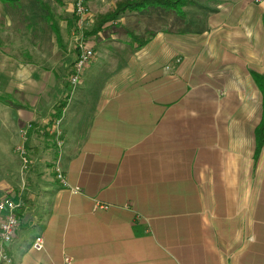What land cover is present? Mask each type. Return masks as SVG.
<instances>
[{"label": "crops", "instance_id": "crops-1", "mask_svg": "<svg viewBox=\"0 0 264 264\" xmlns=\"http://www.w3.org/2000/svg\"><path fill=\"white\" fill-rule=\"evenodd\" d=\"M56 1L0 2V104L21 115L20 134L54 114L69 89L75 60L55 48ZM87 1L98 14L117 0ZM204 4L208 29L192 35L189 50L180 32L160 34L159 83L145 48L99 52L110 58L99 76L96 52L84 71L93 118L83 143L57 163L77 193L48 174V144L29 148L24 180L0 178V201L19 205L8 246L15 264H264V146L254 161L264 99L251 74L264 75V0ZM19 132L11 156L25 139Z\"/></svg>", "mask_w": 264, "mask_h": 264}, {"label": "rangeland", "instance_id": "rangeland-1", "mask_svg": "<svg viewBox=\"0 0 264 264\" xmlns=\"http://www.w3.org/2000/svg\"><path fill=\"white\" fill-rule=\"evenodd\" d=\"M70 1L72 5V0H57L56 3L53 4V6H50L54 7V9L50 8V12L54 20L53 28L55 27L60 38L58 40V44L56 42L55 48L60 49L61 47L65 49L66 53L70 55V59L73 62V60L76 61L79 51L76 40L78 38L84 39L85 42H87L91 49L94 51V57L86 66V68L94 61L95 54L98 51L97 70H101L98 73L99 76V74L102 72L103 67H106L104 66V61L110 59L109 56L105 57L103 53H105L106 51L117 49L129 50L134 48L131 34L136 37L145 39L148 33H154L155 37L151 39V41L143 48H145V51L150 54L149 57L152 76H159L158 79H156V82L159 83L160 76H163L160 71L163 68L162 66H164L163 64H161V60L164 61L166 59L163 58L164 56H159V54L165 53L161 52L162 44L159 42V40L162 39V37L160 36V34L167 32L169 35L174 34V32H180L182 35V43L180 44V47L182 48V50H189L191 48L190 43L192 35H197V33L199 34L205 32L208 29L204 18V15H206L207 12L204 10V7L206 5L204 3L207 1L213 2L215 0H192L194 1L193 5L184 7V12L186 15L185 19L182 22H179L177 19V22H175V13H166L161 9H150L141 12H126V14L120 18H123L122 20H115L117 22L116 24H113V22L115 21L105 23L102 27V30L97 34H90V31L92 30V27L96 22V18L108 11H113L115 7L113 10H105L103 12H99L98 14L91 10V18L89 24L83 26V28L81 27V29L76 23L77 19L74 17L73 13L71 12L72 14H70V11H68L70 10ZM30 12L35 13V7L33 9H30ZM38 12L41 13L40 11ZM62 18H65L64 24H62ZM159 36L160 39L158 40ZM169 39L170 38L168 36L167 50H170L169 48H172V45H174V41L172 40L173 38L171 39V42H168ZM94 48H96V50ZM143 48L137 49L141 50ZM146 59L147 56H145V60ZM117 60L119 63V59ZM181 60L184 59L178 58L177 63L181 62ZM74 64L75 62L73 63V66ZM168 70H170V68H168ZM84 71L80 82L76 86L73 87L69 82L68 86L71 89H65L63 98L68 96L70 98V102L68 108L65 111L63 110L62 117L58 121L52 122L51 115L54 112L52 109L50 115H46L45 113H43V120L40 119L36 120L35 122L26 123L24 126V130L22 129V132L20 134V126L22 127L23 124L21 115L18 114L16 110L5 108L2 104H0V178L6 175V179H8V181L10 182H13L16 178L24 180L27 176V171L31 169L30 167H32L33 164V155L29 148L34 147L36 144L45 145V147H47L46 145L48 144L50 151L52 152V158L48 162L49 167H47V172L48 174L54 172L55 175H53L52 178L56 179L55 169L58 167L57 163L59 164L58 158L61 151L66 147L73 148L83 143L86 136L85 133L88 132L87 128L91 123L90 118H93L90 111L94 106V97L92 96L93 98H90L87 96L90 95V93L92 94V90L88 89V86H91L88 85L91 79H88V77L86 78V73H84ZM0 94L2 95V93ZM7 100H9L8 96ZM13 107L20 108L21 106L13 105ZM38 110L40 113L42 111L45 112L43 107L39 108ZM18 132L20 134L19 136L21 137L23 135L25 139L23 140L21 138V140L19 141L20 143L15 144V146L11 148V152L13 155L11 156L8 154V152L11 144L16 141ZM45 133H47L48 137H44ZM58 133L61 136L60 138L63 142L61 148L58 147L57 144L56 138L58 136ZM27 136L29 137L27 138ZM22 145H24L26 148V157L29 161L28 169L22 170L21 173L18 169L17 172L14 173V157L19 160H16L17 163L19 162L18 164H21L20 159H18L16 149L18 147H21ZM24 232H26V236H28L29 238L31 237V231Z\"/></svg>", "mask_w": 264, "mask_h": 264}, {"label": "built area", "instance_id": "built-area-1", "mask_svg": "<svg viewBox=\"0 0 264 264\" xmlns=\"http://www.w3.org/2000/svg\"><path fill=\"white\" fill-rule=\"evenodd\" d=\"M72 13L77 19L76 23L79 25V28L88 25L91 18V9L88 5L87 0H72ZM81 28V29H82ZM80 29V30H81ZM78 56L73 67V74L71 75L69 82L74 87L76 86L83 75V71L86 66L91 62L94 57V51L91 49L89 44L85 42L84 39L78 38ZM61 136L58 133L57 144L58 147H62L63 142L60 138ZM18 157L20 159L22 170L28 169L26 148L24 145L16 149ZM57 180L66 188H69V185L62 173V171L57 167L55 169ZM72 193H77L78 188L70 189ZM19 205L11 197H4L0 201V214H3V218L0 222V264H15L13 257L8 251V246H10L14 240L16 230L19 226L17 210ZM32 248L35 251H41L44 248V241L41 237H36ZM66 264H71V259H66Z\"/></svg>", "mask_w": 264, "mask_h": 264}, {"label": "trees", "instance_id": "trees-1", "mask_svg": "<svg viewBox=\"0 0 264 264\" xmlns=\"http://www.w3.org/2000/svg\"><path fill=\"white\" fill-rule=\"evenodd\" d=\"M22 0H0L5 5H14ZM194 1L192 0H117L115 2V9L113 11H108L102 15H99L96 18L90 34H97L102 30V27L107 22H113L117 19H120L126 12H141L144 10L150 9H161L164 12H173L178 17L185 19L184 7L193 5ZM54 30H57L54 27ZM58 33V32H57ZM132 41L137 45V48L145 47L151 39L155 37L154 33H148L145 39L136 37L133 34ZM73 65H71L69 71V79L73 74ZM252 77L263 96L264 99V75L257 74L252 72ZM70 88V87H69ZM71 89V88H70ZM69 97L66 96L63 98L56 107V112L52 115V122L58 121L62 117L63 110L66 106ZM264 146V105H263V114L259 125L255 129V152H254V161L259 160L261 151Z\"/></svg>", "mask_w": 264, "mask_h": 264}]
</instances>
